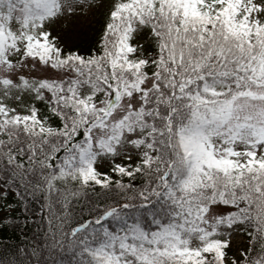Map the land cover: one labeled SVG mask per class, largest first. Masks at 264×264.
Returning a JSON list of instances; mask_svg holds the SVG:
<instances>
[{"label": "snow or ice", "instance_id": "obj_1", "mask_svg": "<svg viewBox=\"0 0 264 264\" xmlns=\"http://www.w3.org/2000/svg\"><path fill=\"white\" fill-rule=\"evenodd\" d=\"M31 225L0 264H264V0H0V232Z\"/></svg>", "mask_w": 264, "mask_h": 264}, {"label": "trees", "instance_id": "obj_2", "mask_svg": "<svg viewBox=\"0 0 264 264\" xmlns=\"http://www.w3.org/2000/svg\"><path fill=\"white\" fill-rule=\"evenodd\" d=\"M16 215L18 216L17 219H19V222L22 224L23 223V212L21 210H17ZM36 226L35 225H31L29 226H23L21 229H16L15 231L12 228H8V230L6 232H0V239L2 240H6V241H16L19 243H24V237L25 235H27L29 237V239H31L33 237V234L35 232ZM243 234V233H242ZM243 236L245 237V235L243 234ZM37 239L39 243H43V239H42V233H38L37 234ZM246 239V237H245ZM247 243V239L246 242ZM47 255V253H45V256ZM41 259H44V256L41 257ZM52 259L54 260H67L70 259V254L69 253H59L56 256L52 257Z\"/></svg>", "mask_w": 264, "mask_h": 264}, {"label": "built area", "instance_id": "obj_3", "mask_svg": "<svg viewBox=\"0 0 264 264\" xmlns=\"http://www.w3.org/2000/svg\"><path fill=\"white\" fill-rule=\"evenodd\" d=\"M240 238H241V243H244L245 242V239H244V237L240 234Z\"/></svg>", "mask_w": 264, "mask_h": 264}, {"label": "rangeland", "instance_id": "obj_4", "mask_svg": "<svg viewBox=\"0 0 264 264\" xmlns=\"http://www.w3.org/2000/svg\"><path fill=\"white\" fill-rule=\"evenodd\" d=\"M238 242H239V243H241V242H242L240 237L238 238Z\"/></svg>", "mask_w": 264, "mask_h": 264}]
</instances>
